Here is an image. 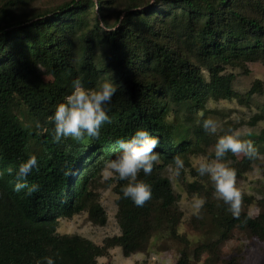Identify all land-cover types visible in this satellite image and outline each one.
Returning <instances> with one entry per match:
<instances>
[{
  "label": "trees",
  "instance_id": "16d2710c",
  "mask_svg": "<svg viewBox=\"0 0 264 264\" xmlns=\"http://www.w3.org/2000/svg\"><path fill=\"white\" fill-rule=\"evenodd\" d=\"M34 1L0 0V264H35L43 256L56 264H98L114 248L130 258L154 234L186 243L175 264H194L206 251L217 254L235 232L264 240V196L255 202L261 213L251 217L245 209L253 200L241 195L233 217L212 189L183 180L182 169L177 178L186 194L203 196L210 215L206 223L191 221L205 239L191 249L178 234L180 196L163 173L173 156L188 167L190 157L203 153L201 145H214L216 135L197 123L208 118L206 105L236 100L255 110L243 125L260 156L228 166L238 179L259 164L264 178V86L256 80L241 96L232 88L233 74H224L227 68L247 74L248 62L264 63V0H67L45 8ZM76 79L85 88L113 80L110 122L96 138L54 142L49 117ZM141 127L158 139L159 161L149 175L137 174L151 186V197L134 205L120 191L126 180L117 177L118 235L96 244L58 233L61 219L82 213L90 224L106 225L94 191L103 162L119 153L118 137ZM30 155L37 168L27 183L39 190L14 192L17 166ZM9 167L13 175L4 171Z\"/></svg>",
  "mask_w": 264,
  "mask_h": 264
},
{
  "label": "clouds",
  "instance_id": "9594fccd",
  "mask_svg": "<svg viewBox=\"0 0 264 264\" xmlns=\"http://www.w3.org/2000/svg\"><path fill=\"white\" fill-rule=\"evenodd\" d=\"M115 91L112 79L98 82L95 88H85L79 79L73 80L71 91L54 106V111L49 117L53 123V141L59 142L62 137H71L77 141L84 136L98 137L101 125L110 122L107 111ZM197 123L206 133L213 135L221 127L220 123L212 117L204 118L202 121L198 120ZM35 127H40L38 121ZM241 135L240 129L229 128L223 135L217 136L214 145L209 150L211 155H198L193 160V167L198 175H207L214 190L213 197L222 201L226 206L225 211L230 212L233 217L239 216L241 190L236 186L235 169L229 167L228 162L224 160L225 154L228 152L234 155L243 154L250 160L260 156L253 143L250 140H241ZM115 142L120 151L114 158L103 162L101 175L105 179L115 175L120 180H126V184L120 189L122 196L130 199L134 205L142 206L151 197L152 190L149 184L137 178V174L142 171L145 176L149 175L154 164L159 161V154L154 151L158 139L141 127L129 137H118ZM184 167V160L177 154L165 166V170L170 177H178ZM36 168L35 155L28 156L26 160L18 164L14 173V192L26 188L27 194L31 195L39 190L38 184L29 186L27 183V177ZM4 171L13 175V169L10 167ZM204 203L205 198L194 193L190 202L192 213L197 214ZM35 264H56V262L53 256H43L37 258Z\"/></svg>",
  "mask_w": 264,
  "mask_h": 264
},
{
  "label": "rangeland",
  "instance_id": "374dc122",
  "mask_svg": "<svg viewBox=\"0 0 264 264\" xmlns=\"http://www.w3.org/2000/svg\"><path fill=\"white\" fill-rule=\"evenodd\" d=\"M64 1L67 0H35L33 6L45 8ZM245 67L248 70L247 74H243L239 68H227L224 71V74H233L234 80L232 88L241 96L249 91L252 83L256 80L261 81L264 86L263 61L258 60L255 62H248L245 64ZM204 75L207 77V73L205 71ZM206 109L209 113L208 117L216 119L221 125L215 134L216 137L220 131H225L230 123H232L233 125L238 126L237 129L241 130L242 135L240 139L247 140L250 129L246 125H243V122L249 120L255 110L238 105L236 100L209 102L206 105ZM179 114L182 115L183 113L180 112ZM254 131H257V128L251 130V132ZM201 148L203 153L200 155L212 154L209 151L211 147L207 148L205 145H201ZM198 155L199 154L190 157L189 166L184 167L183 180L189 183L198 181L202 183L205 189L210 188L214 191L207 175L199 176L193 167V160ZM242 157L243 154L234 155L231 152H228L225 154L224 160L228 163L230 161L238 163ZM163 173L170 179L174 190L180 196L179 208L181 209L183 216L178 227V234L187 240L191 249L197 247L202 244L205 239L203 238L201 232L193 230L191 221L196 218V220L201 222H208L210 220L208 210L204 204L199 212L194 215L190 209L192 195L186 194L180 180L177 177H170L166 170H164ZM116 183L117 176L113 175L112 177L105 179L100 174V178L98 179L94 189L95 193L98 195L97 200L106 213L107 223L104 227H97L90 224L87 220L86 214L82 213L72 217L71 219H61L57 230L58 233L79 235L82 238L96 244H100L106 237L118 235L119 228L114 218L116 212V195L112 191ZM236 186L241 190V195L247 196L249 199L253 200V202H251L245 210L251 217H257L262 210L255 202L259 201L264 196V178L262 167L259 164L253 165L250 171L243 174L241 178L236 179ZM200 217L205 220H201ZM185 244L186 243L179 240H172L164 234H154L147 239L140 253L135 254L130 258H124L121 250L119 248H114L108 252L107 256L99 258L98 264H175L179 253L185 249ZM231 263L264 264V240L251 238L245 233L235 232L232 239L224 244L222 248L219 249L217 254L206 251L201 254L198 262H195L194 264Z\"/></svg>",
  "mask_w": 264,
  "mask_h": 264
}]
</instances>
